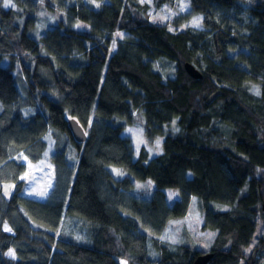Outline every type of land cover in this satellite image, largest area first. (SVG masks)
<instances>
[{"label": "trees", "instance_id": "obj_1", "mask_svg": "<svg viewBox=\"0 0 264 264\" xmlns=\"http://www.w3.org/2000/svg\"><path fill=\"white\" fill-rule=\"evenodd\" d=\"M95 1L0 0V264H193L201 251L161 240L193 198L215 232L208 264H264V0H186L203 29L177 32L139 0ZM43 6L60 17L38 35ZM132 125L163 137L162 152L136 156ZM46 138L55 183L37 200L23 193V156L41 161ZM165 191L178 192L172 206Z\"/></svg>", "mask_w": 264, "mask_h": 264}, {"label": "rangeland", "instance_id": "obj_2", "mask_svg": "<svg viewBox=\"0 0 264 264\" xmlns=\"http://www.w3.org/2000/svg\"><path fill=\"white\" fill-rule=\"evenodd\" d=\"M88 6L99 8L100 3L95 0H84ZM141 4H147L150 7L149 16L150 21L156 24H169V30L171 31H180L184 29H194V30H202V15L197 14L193 15L191 12L190 5L186 0H178L176 7H171L169 5H165L160 9H155L153 5V0H139ZM41 5L43 2H39ZM10 5V4H9ZM39 13V21L35 30V34L40 35L43 33L47 28L54 26L57 22V19L60 17V14L55 13L54 15L48 13L46 8L41 7ZM60 11V10H59ZM189 14V18L187 20H182L178 24H173V21L179 19L180 17L183 18L185 15ZM199 20L198 24H194L195 20ZM73 28L77 30H83L84 27L80 21H75L73 24ZM41 32V33H40ZM126 34L117 32L112 35L113 40L111 43V52H114L117 49V41L125 39ZM161 69L166 71L173 70L174 65L163 61L159 63ZM124 137L128 138L134 150L135 155L137 156L141 150V148H145L148 152L150 157L157 156L162 152L161 143L163 137L157 138L153 142H148L143 132V129L139 125H132L128 126L124 133ZM48 143V149L43 156V159L37 163L30 162L27 157L23 156V162L26 164L27 171L22 176L23 180L25 181V188H24V195L37 199V200H44L48 197L50 191L52 190L54 183H55V168L54 164L51 161V156L53 153V145L50 138H46ZM75 152V149H73ZM110 170L116 176H121L120 172L126 174L125 171L119 169L118 167L111 166ZM141 184V188L147 189L145 186L146 183L142 181H138L135 179L136 191L139 185ZM151 186L149 185V190ZM173 195L171 192L167 193V198L169 202H171L177 192H174ZM173 196V197H172ZM192 199V198H191ZM197 199H192L190 201L188 207V214L180 219L172 220L170 228L167 229L161 235V240L171 245L183 244L186 243L190 247L201 251L203 254L206 252L212 243V240L215 236V232L212 230H205L203 229L204 220L203 217L198 211H194V201ZM264 229V219H260L258 225L256 227L254 241L256 237L261 235ZM254 245V244H253ZM151 251V247H149ZM121 264H125L121 261Z\"/></svg>", "mask_w": 264, "mask_h": 264}, {"label": "water", "instance_id": "obj_3", "mask_svg": "<svg viewBox=\"0 0 264 264\" xmlns=\"http://www.w3.org/2000/svg\"><path fill=\"white\" fill-rule=\"evenodd\" d=\"M184 69H185L186 73L192 79L200 80L202 78L201 73L192 64L186 63L184 65ZM218 95L219 94H215V95L211 96L209 98L208 103H210L211 101L216 99V97ZM67 124H68V128H69V131L72 135L73 140L76 143H84L87 139V136H86V132L84 131L82 126L75 119L67 120ZM262 210L264 211V202L262 205ZM211 258H212L211 253L200 254L194 259L193 264H208L209 261L211 260Z\"/></svg>", "mask_w": 264, "mask_h": 264}, {"label": "crops", "instance_id": "obj_4", "mask_svg": "<svg viewBox=\"0 0 264 264\" xmlns=\"http://www.w3.org/2000/svg\"><path fill=\"white\" fill-rule=\"evenodd\" d=\"M168 192H171L173 195L175 194V193H174L175 191H165V195H166V197H167V193H168ZM176 192H177V191H176ZM172 197H173V196H172ZM167 198H169V197H167ZM167 198H166V201H167L168 205H169V206H172V205H173L176 201H178V199H179L178 192H177V195L175 196V198H174L171 202H169ZM202 217H203V216H202ZM203 220H204V218H203ZM171 222H172V221H170V223L168 224V228H167V229L170 228ZM167 229H166V230H167ZM166 230H165V231H166Z\"/></svg>", "mask_w": 264, "mask_h": 264}, {"label": "snow or ice", "instance_id": "obj_5", "mask_svg": "<svg viewBox=\"0 0 264 264\" xmlns=\"http://www.w3.org/2000/svg\"><path fill=\"white\" fill-rule=\"evenodd\" d=\"M9 4H11V0H4V6L7 7ZM199 23V20H195L194 21V24H198ZM12 254V253H10Z\"/></svg>", "mask_w": 264, "mask_h": 264}]
</instances>
